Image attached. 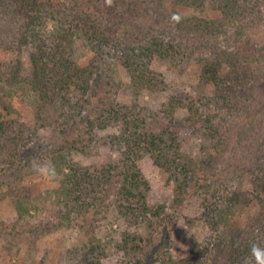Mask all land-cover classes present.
<instances>
[{"label":"trees","instance_id":"obj_1","mask_svg":"<svg viewBox=\"0 0 264 264\" xmlns=\"http://www.w3.org/2000/svg\"><path fill=\"white\" fill-rule=\"evenodd\" d=\"M66 1L0 0V47L17 56L30 52L28 71L20 58L0 62V106L16 89L30 87L39 112L46 108L57 115L61 135L56 142L38 143L36 130L0 118V172L19 173L31 158L50 157L61 175L56 196L68 221L99 214L104 196L113 192L118 211L147 231L122 236L116 264H264V42L249 35L264 24V0H170L161 25L157 5L144 1L133 8L132 0L95 1L106 13L83 14L85 20L77 15L64 24L59 11H52L56 5L82 14L93 3ZM137 8L143 9L141 22L133 20L137 14L131 10ZM217 31L228 37L219 41ZM81 46L92 53L88 62L76 57ZM176 58L198 59L197 87L163 104L150 123L135 102L99 93L105 73L98 63L121 66L134 89L155 93L164 81L154 62L171 64ZM107 129L121 165L91 168L71 159L79 145L93 144L96 132ZM182 129L202 139L187 161L177 145ZM144 155L170 175L176 204L200 200L198 220L210 234L203 242L191 235L184 258L175 259L166 246L165 207H152L144 198L148 186L136 166ZM14 208L19 219L37 210L19 199ZM156 226L161 229L153 233ZM68 261L103 264L91 248Z\"/></svg>","mask_w":264,"mask_h":264},{"label":"rangeland","instance_id":"obj_2","mask_svg":"<svg viewBox=\"0 0 264 264\" xmlns=\"http://www.w3.org/2000/svg\"><path fill=\"white\" fill-rule=\"evenodd\" d=\"M95 1L105 0H89L90 3H87L82 14L78 13L77 9L75 12L61 11L57 8L58 5L52 8V11H59L58 15L65 20L64 24L68 20L72 21L77 15L81 20L82 18L85 20L83 14H90L94 17L99 12H105L99 3L96 5ZM144 1L152 2L153 6L157 5L159 10H155L159 20L161 19L159 21L161 25L162 18L166 17L167 12L170 11L171 1L132 0L131 7L143 5ZM40 2L44 4H48V2L67 3L66 0H40ZM88 7L92 9L88 10ZM97 7L98 9H96ZM139 10L142 11L141 14ZM131 11L137 14V17L133 16V20L141 22L143 9L137 8V10L132 9ZM183 12L187 15L203 16L202 13L191 10ZM43 13L45 12L43 11ZM208 14L209 12L206 14V18ZM46 17H44V22L51 28L52 22ZM210 18H215V15ZM100 19L99 17L98 20ZM114 21L110 18L108 25L112 26ZM106 23L107 21L105 26ZM117 32L118 35L120 30L117 29ZM215 34L219 41L228 37V35L219 36V31ZM249 35L251 38L264 42V24L249 31ZM243 38L246 39V37ZM29 53L24 52L17 56L0 47V62L7 64L13 58H20L23 66L27 69ZM91 56L92 53L85 46L79 47L76 55L79 62H88L92 58ZM97 65L105 73L99 93L106 92L107 94L104 96L108 95L120 103L135 102L147 123H150L149 117L153 113L159 112L162 105L168 103L171 98H182L197 87V73L200 68L198 59L194 58L186 62L176 58L171 64L154 62V67L162 75L164 84L160 85L158 92L147 93L132 87L129 77L121 66L102 65L101 63ZM107 81L110 84L106 83ZM184 112L183 110L181 113L184 114ZM0 118L11 120L14 125L17 122L19 125L23 124L36 130L37 139H34L38 143L56 142L61 137L57 127V115L46 108L43 112H39L36 108L33 91L27 86L16 89L13 99L7 100L3 107L0 106ZM159 127L160 125L157 128ZM114 130L116 133V129ZM110 134H112L110 129L97 131L93 144L79 145V152H71V159L80 165L91 168H102L109 164L121 165L119 161L122 158L119 149L111 143ZM201 143L202 139L192 129H182L177 141L178 149L185 161L195 156ZM29 161L30 163L19 173L0 172V264H68L70 262L68 258H71L74 252L86 251L88 248L101 254L103 264H116L122 255L118 251L122 245L120 241L124 234L140 232V234L147 235L141 221H134L118 211L114 203L113 192L104 196L107 198L104 202L106 206L99 214L79 219L70 217L71 220L68 221V214L56 196L61 175L56 171L54 178H48L34 170V165L52 164L51 158H31ZM136 166L147 182L148 188L144 193L147 204L152 207H165L166 215L162 226L165 225L162 229L165 234L164 238L168 239L166 246L169 253L175 259L184 258L189 252L188 240L191 235L203 242L210 234L206 225L198 220L201 211L200 200L196 197H189L182 205L176 204L173 201L174 183L170 175L154 166L152 159L147 155L137 160ZM17 199L30 202L36 206L37 210H31L29 216L19 219L14 208V202ZM254 209V207L251 208L250 212H254ZM159 229L161 228L156 226L153 233L158 232Z\"/></svg>","mask_w":264,"mask_h":264},{"label":"clouds","instance_id":"obj_3","mask_svg":"<svg viewBox=\"0 0 264 264\" xmlns=\"http://www.w3.org/2000/svg\"><path fill=\"white\" fill-rule=\"evenodd\" d=\"M34 170L38 174L48 177V178H54L56 175L55 166L51 163H45L42 165L41 164L34 165Z\"/></svg>","mask_w":264,"mask_h":264}]
</instances>
